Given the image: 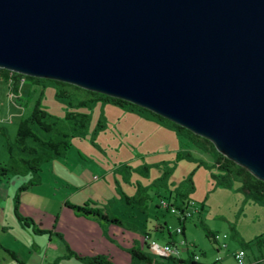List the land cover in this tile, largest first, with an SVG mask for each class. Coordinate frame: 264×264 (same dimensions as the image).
<instances>
[{
    "label": "water",
    "instance_id": "obj_1",
    "mask_svg": "<svg viewBox=\"0 0 264 264\" xmlns=\"http://www.w3.org/2000/svg\"><path fill=\"white\" fill-rule=\"evenodd\" d=\"M0 69L139 106L264 182V0H0Z\"/></svg>",
    "mask_w": 264,
    "mask_h": 264
},
{
    "label": "rangeland",
    "instance_id": "obj_2",
    "mask_svg": "<svg viewBox=\"0 0 264 264\" xmlns=\"http://www.w3.org/2000/svg\"><path fill=\"white\" fill-rule=\"evenodd\" d=\"M43 85L26 81L16 97L9 82L0 79V130H4V134L0 131V165L7 163V147L14 143L17 125L30 114L36 101L57 119H63L70 110L66 99L55 96L54 83L46 81ZM81 94L73 91L74 103ZM79 111L89 115V123L82 137L71 140L65 157L46 163L36 175L9 174L0 178V259L8 261L1 259L0 264L11 261L6 247L25 249L34 239L42 238L44 245L49 240L47 231L35 236L32 227L19 222L15 207L22 218H29L34 225H38L36 220L43 221L48 228L46 222L54 225L65 203L92 202L108 215L118 217L125 227L148 230L162 246L163 237L153 231L156 218L166 220L171 228L177 222L173 215L157 208L161 198H171L176 205L193 204L185 236L194 247L189 251L194 250L201 263L235 264L231 255L243 248L247 261L259 255L252 243L264 234V207L249 201L237 183L227 188L218 186L212 177L218 171L213 168L210 153L157 125L148 113H144L147 118L139 117L104 103ZM122 195L143 198L144 204H127ZM172 233L179 241L183 239ZM208 233L219 240L213 242ZM54 250L50 248L44 264H51L52 255L57 254ZM183 256L187 258L186 252ZM70 263L74 264L72 258ZM161 263L156 258L155 264ZM56 264L68 262L58 260Z\"/></svg>",
    "mask_w": 264,
    "mask_h": 264
},
{
    "label": "trees",
    "instance_id": "obj_3",
    "mask_svg": "<svg viewBox=\"0 0 264 264\" xmlns=\"http://www.w3.org/2000/svg\"><path fill=\"white\" fill-rule=\"evenodd\" d=\"M0 79L9 82L10 91L13 95H17L23 82L30 81L33 85L42 86H44L43 84L46 81L52 82L55 84V96L62 100L66 99V104L70 109L66 111L63 119H57L52 117L43 109L39 100L35 102L30 114L27 117H22L19 121L14 143L12 145L9 144L7 147L8 161L6 164L0 165L1 179L6 178L9 174L16 176H23L25 174L36 175L41 172L43 165L46 163L56 158L65 157L71 147V140L82 137L89 123V115L84 112H80L79 109H90V107L95 103H104L127 109L130 113L138 116H146L144 113H148L152 118L149 116H146V118L149 117L150 120L155 122L157 125L166 127L178 137H186L196 148L210 153L213 159V168L218 171V174H212V177L217 180L216 183L218 186L227 188L233 185V183H237L239 184L240 191L249 201L264 207V182L252 176L243 167L234 164L233 161L220 155L215 147L210 142L204 140L203 137H198L169 120L120 99L86 91L57 81L31 78L4 69H0ZM73 91L82 93L81 99H77L76 103L73 102ZM0 131L4 134V130ZM186 155L189 156L188 153ZM178 157L181 159L183 156L179 155ZM26 188L27 187H24L23 189ZM122 198L125 199L127 204H131L132 202L144 204L143 198L136 200L135 197L129 198L126 195H122ZM172 203L173 205L175 204V202ZM187 204V202H182L180 205L176 206L178 208H184ZM64 205L72 209L76 214L84 217H95L115 224L120 223L118 219L109 218L104 210L96 207V205L92 202L86 201V203L79 206L69 203H65ZM157 208L160 209L158 205ZM15 215L18 221L23 223L24 226L27 228L32 227L31 229L35 234L45 233V231L37 229L32 220L29 218L25 219L19 216L16 212V207ZM176 219L182 226L180 235L183 236V226L186 221H181L178 218ZM156 230H159L160 233L165 232L168 236L171 235L169 228L165 224L159 225ZM207 237L212 238L213 242H217L215 234L208 233ZM225 238H227V236ZM182 242L186 244L187 249L194 248L193 245L186 242L184 236ZM167 244L173 245L175 243L170 241ZM252 244L257 248L259 255L252 256V260H248V264H264V234L257 237ZM244 247L248 248L249 245L244 244ZM195 254L194 250L188 251L187 258L181 261H178V258L164 259L170 260L173 263L178 261L177 264H201L198 260H195ZM72 255H74V257L83 264H111L110 261L103 256L81 258L75 254ZM130 255L133 259L138 261H150L148 257L144 256L136 249L131 250Z\"/></svg>",
    "mask_w": 264,
    "mask_h": 264
},
{
    "label": "crops",
    "instance_id": "obj_4",
    "mask_svg": "<svg viewBox=\"0 0 264 264\" xmlns=\"http://www.w3.org/2000/svg\"><path fill=\"white\" fill-rule=\"evenodd\" d=\"M14 96L18 97L19 91L17 95ZM120 109L129 112L127 109ZM72 205L79 206L77 203ZM63 207L64 210H62L61 214L56 217V222L54 225L52 221H50V223L46 222V224L50 226L48 228L45 227L43 221L38 223L36 220V223L38 224L35 225L37 226L36 228H41L39 230L47 231L49 234L47 245H44L42 238H38L34 239L33 243L26 246L25 249L6 247L7 251L5 252L10 256L11 259L9 264H13L12 260L16 261L18 264H44L45 258L49 255L50 248L55 249L54 251L57 253L52 255L53 261H51V264H56L58 260H63L68 262V264H71V258L74 261V264H83L82 262H79L72 254H75L81 258L103 256L107 258L111 264H155L156 258H159V260L162 262L161 264H177L178 261L186 259L183 256V253H188L189 249L187 248H183L184 252L182 251L181 256L175 263L170 260L155 256L151 253L148 245L150 242H155L158 244L156 241L157 239L152 238V234L144 228L139 229L134 226L130 227V225L125 227L122 221L116 216L112 217L106 213L109 218L118 219L120 223L115 224L100 220L95 217H84L82 215L76 214L72 209L66 208L65 205ZM27 217L30 216L28 215ZM176 222L177 226L171 228L168 226V222L166 220L156 218L153 231L163 237L162 246L166 245L170 241H173L175 244L182 242L183 239L179 241V237L175 238L172 233L173 230L174 233L177 234L176 228L181 226L177 219ZM162 224H165L169 228L171 234L170 236H168L165 232L160 233L159 230H156V228ZM183 231V236L185 237L186 242L192 245L185 236V224L183 226ZM34 235L42 236L43 234L34 233ZM145 237H148L149 240H145ZM133 249L139 250L144 256L148 257L150 261L143 262L133 259L130 255V251ZM16 250L19 251L17 252ZM236 251H234L232 255H234ZM1 259L3 261H7L4 258ZM198 262H200L199 258Z\"/></svg>",
    "mask_w": 264,
    "mask_h": 264
},
{
    "label": "built area",
    "instance_id": "obj_5",
    "mask_svg": "<svg viewBox=\"0 0 264 264\" xmlns=\"http://www.w3.org/2000/svg\"><path fill=\"white\" fill-rule=\"evenodd\" d=\"M193 204H187L184 208H178L176 204L173 205L172 201L169 199H160L158 206L160 209L168 212L169 214L175 216L176 218L180 219L181 221H187L191 217V213L189 211V207ZM176 233L181 234V227L176 228ZM226 236L224 235V238ZM145 240H149L148 237H145ZM219 240V237L216 236V241ZM149 249L152 254L160 258H179L183 251V248H186V244L181 242L179 244H166L164 246H159L155 242L149 243ZM223 248L226 246L223 245ZM247 254L245 253L244 249L237 250L234 255H232L235 264H248L246 259ZM195 260H198V255L195 254ZM220 261L219 258L216 259L218 263Z\"/></svg>",
    "mask_w": 264,
    "mask_h": 264
}]
</instances>
